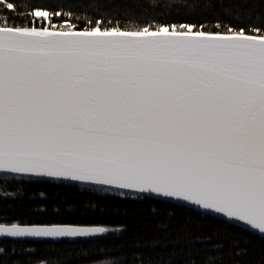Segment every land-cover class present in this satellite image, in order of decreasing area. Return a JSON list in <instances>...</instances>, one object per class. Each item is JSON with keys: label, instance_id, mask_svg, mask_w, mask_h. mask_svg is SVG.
I'll return each instance as SVG.
<instances>
[{"label": "snow or ice", "instance_id": "obj_1", "mask_svg": "<svg viewBox=\"0 0 264 264\" xmlns=\"http://www.w3.org/2000/svg\"><path fill=\"white\" fill-rule=\"evenodd\" d=\"M206 21L0 0V264H264V0Z\"/></svg>", "mask_w": 264, "mask_h": 264}, {"label": "trees", "instance_id": "obj_2", "mask_svg": "<svg viewBox=\"0 0 264 264\" xmlns=\"http://www.w3.org/2000/svg\"><path fill=\"white\" fill-rule=\"evenodd\" d=\"M65 10H71L79 16L105 15L108 19H120L125 23L130 21L142 22L153 17L175 19H205L214 22L219 13L221 0H58ZM223 3H232V0H223ZM206 21V22H207ZM70 198L79 195L76 188H62ZM179 211V209H177ZM237 236L243 241L249 233L238 229ZM256 243V251L252 257L259 254L261 237L251 235ZM227 260L228 257H225Z\"/></svg>", "mask_w": 264, "mask_h": 264}]
</instances>
